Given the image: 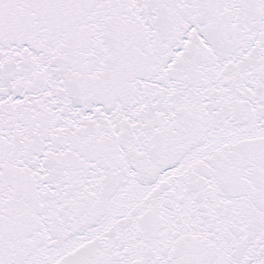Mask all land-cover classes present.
Returning <instances> with one entry per match:
<instances>
[{"label": "snow or ice", "instance_id": "snow-or-ice-1", "mask_svg": "<svg viewBox=\"0 0 264 264\" xmlns=\"http://www.w3.org/2000/svg\"><path fill=\"white\" fill-rule=\"evenodd\" d=\"M0 264H264V0H0Z\"/></svg>", "mask_w": 264, "mask_h": 264}]
</instances>
